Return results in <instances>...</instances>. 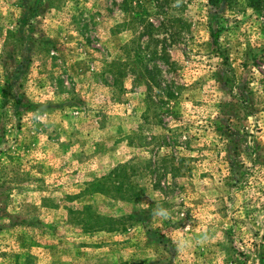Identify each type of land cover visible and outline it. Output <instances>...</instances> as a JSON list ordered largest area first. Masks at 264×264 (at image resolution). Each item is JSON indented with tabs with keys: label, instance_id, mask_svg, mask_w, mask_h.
Returning <instances> with one entry per match:
<instances>
[{
	"label": "rangeland",
	"instance_id": "rangeland-1",
	"mask_svg": "<svg viewBox=\"0 0 264 264\" xmlns=\"http://www.w3.org/2000/svg\"><path fill=\"white\" fill-rule=\"evenodd\" d=\"M253 4L0 0V264H264V0ZM151 51L173 65L141 63ZM115 57L126 70L113 84ZM155 65L174 97L149 85ZM151 134L175 145L147 147ZM171 151L190 170L160 193L147 161ZM127 160L141 168L137 201L86 190ZM133 211L141 223L116 233L74 221Z\"/></svg>",
	"mask_w": 264,
	"mask_h": 264
},
{
	"label": "trees",
	"instance_id": "trees-1",
	"mask_svg": "<svg viewBox=\"0 0 264 264\" xmlns=\"http://www.w3.org/2000/svg\"><path fill=\"white\" fill-rule=\"evenodd\" d=\"M210 4H214L217 0H207ZM254 8L258 6V0H253ZM156 28V27H154ZM152 34V32H151ZM158 41V39H154L152 35L149 36V43L152 47V42ZM148 46V45H146ZM157 59L162 61L166 65H173V61L170 60L168 54L165 51H160L156 53L155 51H151L150 54L145 57H142L143 64H146L148 60ZM109 71L113 76V84L117 82L119 76H123L126 70V63L122 57H115L109 62ZM146 78L150 86L154 87L158 92L165 93L167 97H174V85H169L161 81L160 77V69H158L155 65L154 68L144 67ZM262 91H264V77L262 79ZM162 82V83H161ZM176 90V89H175ZM162 104V100L159 98L157 100L151 99L147 102V111L151 113V118L155 119L160 116L158 113V107ZM239 102L234 97L231 100L222 101L219 103L218 115L225 116L227 118L231 117L230 115L236 111L235 106L238 105ZM243 106L244 103L242 102ZM252 105V104H251ZM219 116V117H220ZM149 115L145 113L140 118L143 122L149 121ZM142 124L139 123L135 127V133L131 135L130 141L133 143V139L135 137L138 138V143H142V137L140 135ZM171 138V146L175 145L176 137L171 134V137H166L164 139L155 134H151L149 136L148 141H143L145 145L152 147L156 144L157 147L161 145H167L168 139ZM176 152L171 151L170 155L162 154L160 158L155 162L147 161L149 163V167L147 169V173L150 176L149 185L152 190H157L160 193H165L168 191V188L174 184L173 179L182 174L184 170H190L188 165H186L185 157L178 155L176 157ZM232 163V162H231ZM167 166H169V171ZM141 168L137 164V162L133 161H124L119 162L112 166L106 173L100 175L99 177L92 179L88 182L86 190H90L91 192L101 193L104 195H109L113 199H119L121 201H137L139 199L140 194L142 193L143 188L139 186L137 183L133 181V177L139 173ZM167 174L170 175L169 179L166 180L164 176ZM163 176V180L160 179ZM86 186V185H85ZM75 223H78L79 227H98L95 230H103L108 233H116L124 231L128 227L135 226L136 223H141V219L136 215V211L130 213H124L117 216H104L99 213H87L82 217H76L74 219ZM174 221L171 220V224ZM91 228H87L85 231H89Z\"/></svg>",
	"mask_w": 264,
	"mask_h": 264
}]
</instances>
